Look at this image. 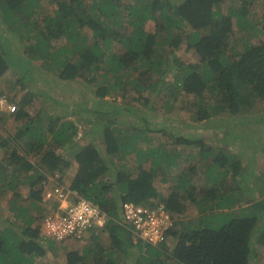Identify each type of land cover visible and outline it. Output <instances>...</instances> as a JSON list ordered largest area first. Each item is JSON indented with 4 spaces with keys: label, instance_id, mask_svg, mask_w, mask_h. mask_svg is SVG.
Returning a JSON list of instances; mask_svg holds the SVG:
<instances>
[{
    "label": "trees",
    "instance_id": "1",
    "mask_svg": "<svg viewBox=\"0 0 264 264\" xmlns=\"http://www.w3.org/2000/svg\"><path fill=\"white\" fill-rule=\"evenodd\" d=\"M221 3L0 0V79L9 69L17 78L15 92L8 96L16 111L8 114V128L1 129L5 135L0 133V197L8 196L6 206H0V264H53L59 255L65 264H129L137 243L121 204L158 202L174 219L186 212L182 200L198 203L199 220L177 233L175 224L170 226V235L177 237L172 264H251L255 244L264 246V186L252 189L240 174L247 181L254 174L244 155L257 149L253 127L261 122L258 106L264 103V0L260 18L251 19L254 23L247 17L251 0H233L226 14ZM52 5L56 7L50 13ZM234 25L252 32L241 48L230 46ZM189 49L198 62L179 57ZM49 72L67 84L89 86L92 98L70 109L89 124V140L80 141L77 126L65 113L47 112L43 104L33 112L27 108L43 94L37 76ZM118 95L119 102L107 99ZM50 97L54 107L65 103L58 95ZM156 100L165 106L160 115L150 113ZM141 105L146 109L141 111ZM171 108L176 111L169 122L165 111ZM182 110L191 123L213 128L212 138L182 133L183 126L191 127L178 117ZM6 117L0 113V126ZM226 128L237 129L244 140L238 143L240 155L214 153L208 145L214 139L224 141ZM147 131L163 133L187 150L197 148L200 163L191 168L205 174L204 195L195 196L184 170L174 173L177 162L166 148L168 141L147 146ZM144 161L173 181L169 195L160 196L155 168L144 167ZM68 169L70 189L105 213L101 225L90 224L81 239L70 241L45 235L41 223L48 211L44 205L49 206L44 200L47 174L58 172L64 178ZM180 189L192 194L185 197L178 194ZM4 210L11 214L3 218ZM85 240L92 245L80 251ZM49 252L52 261L43 259ZM135 264H142L140 257Z\"/></svg>",
    "mask_w": 264,
    "mask_h": 264
},
{
    "label": "rangeland",
    "instance_id": "2",
    "mask_svg": "<svg viewBox=\"0 0 264 264\" xmlns=\"http://www.w3.org/2000/svg\"><path fill=\"white\" fill-rule=\"evenodd\" d=\"M262 1L263 0H251L250 13L247 16L250 19V21L252 18H256L257 20L260 18V13L262 10ZM232 2H233V0H222V3L220 5V10L224 14L231 11V9H233V7L231 5ZM43 4H44V10L47 9V3H43ZM55 7H56V5H52L49 9V12L51 13L52 11H54ZM251 22H253V21H251ZM146 28L149 30H152L153 25L148 24L146 26ZM187 31L188 30L186 29V31H184V32H187ZM250 33H252L250 29L247 30L246 28H243V29L239 30L234 25L233 33H232V37H231V41H230V46L241 48L243 43L245 42V39L247 37H250L249 36ZM251 40H252V42H255L256 38L253 37V38H251ZM179 57L182 58L186 63L198 62V56L192 49H189L188 52L182 51L181 54H179ZM34 64L36 67L39 64V61H35ZM37 77H38L37 87L43 92V94L38 95L37 100H36V105L27 106V108L30 109L29 111L33 112L34 109H36L40 104H43V106L46 108L47 112L49 110L53 109V110H51L53 113H55V112L59 113V114L65 113L67 115V119L71 120L73 122V124L77 126V128H76V131L78 132L77 134L81 135V137H82L80 141L87 140V139L89 140V137H90V135L88 133V130L90 129L89 124L84 123L83 118H82V121H79L80 116L77 112L74 114L70 113V109L74 105L80 106L81 102L83 103V98H85V97L92 98L90 95L91 90H90L89 86L87 84L81 85V84H78L77 82H72L70 84H67L64 81L59 80V78L57 79L56 77H54V75L51 74L50 72H49V74L46 75V77H43V78L40 76H37ZM16 81H17L16 75H15V73L12 72L11 69H9L0 79V96L5 97L11 105H13V104L16 105L15 102H12L11 99L9 101V99H8V96H12V94L15 92L14 88H16ZM27 93H30V92H27ZM21 95L18 94V96H21ZM51 95H55V96L58 95L59 99L62 102L65 101V103L61 106L54 107L52 105V100L50 97ZM71 96H73V97H71ZM27 97H29V96H27ZM70 99H72L71 104H70ZM107 99L109 101L114 100L115 102L120 101L119 95L118 96H107ZM186 99H188V98H186ZM66 102H69V104H66ZM139 107L141 108V111L146 109L145 106L143 107L142 105ZM164 109H165V106L160 105V100H156L153 103V109H152V111L150 110V113L158 112V114L160 115V113L164 112ZM258 110H259V114L262 116V117H260L261 122H259L258 124H256L253 127V130H254L253 133H254V139H255L254 142L256 143L257 149H254V148L250 149L247 152H245V155H244L246 160H248L250 162L251 167L254 170V174L252 176L248 177V181H247V176H245L243 174V171L240 174L243 183H245V182H247V184L250 183V185H251L250 188H252V189H256V187H260L261 185L264 186V151H261L262 150L261 147L264 146V122H263V120H264V103L258 106ZM175 111L176 110H174V108H171L170 111H165V113L168 115L169 122L173 121V119L175 118L173 116ZM0 113L5 114L7 116L5 121L2 122L3 124L0 126V133L5 135L4 130H1V129H4L3 128L4 126L8 128L11 121L8 119L9 113L4 108H2V110H0ZM223 115L225 116L228 114L226 113ZM170 117H174V118H170ZM178 117L181 120L184 119V121L186 120V121H188L189 124H191L190 128H189V125H188V127L183 126L182 130H181L182 133L187 134L189 132H192L193 134H198L199 132H201L202 134H204L205 138L206 137L212 138L213 133H214V129L209 128L207 126L204 128H200L199 121L191 123L192 121L188 119L187 110L180 111V113L178 114ZM135 118L137 119V122L139 124H142L139 117L135 116ZM146 133L148 135V137H147L148 138V140H147V146L148 147L158 146L159 142L161 143L163 141H168V144H166V148L169 149L170 157L177 162V166H176V168H174V173L180 174L181 170H184L186 175H187L186 179H190V185L195 186L194 191L196 192V195L195 194L194 195L197 198L204 195L206 193V191H205L206 185H208V183H205V174L202 172V169H200V168H191V165L200 163V158L197 154V152H198L197 148L192 149V150H187L185 147H183L181 145H175L173 142H170V140H168L166 138L167 136L163 133H158V132H154V131H147ZM221 136L224 137V141L223 140L220 141L218 139H214L212 142L207 141V143H209L208 145L215 149L214 153L222 151L231 157H233L235 155H240L242 153V151L239 149L238 143H242V141H244V140L238 134L237 129L232 130L231 128H226L225 133L221 134ZM142 145H145V144H142ZM209 159H211V158H209ZM127 160H128L130 165L133 164L134 154L129 155V158ZM144 167L155 168L154 186L159 191L160 196L165 197V196L169 195L171 193V191L173 190L174 184H173V181L164 179V177H165L164 172L165 171L159 170L158 167L151 166V163L149 161H144ZM71 172H72V169H68L64 178L60 177V174L58 172L53 174V176L47 174L48 182L45 184V188L53 187L56 184H58L59 182L61 184H64V185H68L69 181L71 179V176H72ZM166 178H171V175L168 174L166 176ZM242 185H244V184H242ZM185 191L180 189L178 191V194H184L185 197H186V194L187 195L192 194L191 191H190L191 194H189V192H186V194H185ZM262 198H264V196ZM0 199H1L0 206L2 208H4L6 206L5 202H7L8 196L5 195L3 197H0ZM182 204H185L186 212L182 213V214H178L177 217L174 216L175 218L173 219L174 224H175L176 233H177V229H180V231H181L184 228H190V226H196V223L199 220L198 219V215H199L198 212H199L200 208L198 207L199 206L198 203H191L189 200H182ZM44 207H46V209H48V211H50L53 208V206L50 203H49L48 208H47L46 204L44 205ZM10 214L11 213L8 210H4L1 216L3 218H5V216H8ZM42 214H47V213H46V211H44V213H42ZM42 221H41V223H42ZM87 239H89V238H87ZM89 240L88 241L85 240V242L79 248L80 251L85 249L86 245H89V246L92 245L89 242ZM170 241L176 242V236H172V238H170ZM175 242L162 246L161 252L160 253H154V254H151L149 249L144 250L142 247L137 246L134 249H132L130 252L129 264H135V261H137L139 259V257L141 258L142 264H160L163 261H165V262L167 261V262H169V264H172L170 256H171L172 248H173ZM74 245H75V243H71L70 249L74 248ZM254 252L255 253L252 256L253 258L251 259V264H264V246L260 245L259 243L255 244ZM58 253L61 254L62 252H57V254ZM51 256H52V254H51V252H49L45 256H43V259L47 260V261L48 260L52 261ZM41 259H42V257H41ZM88 261L91 262L92 259L89 258ZM65 262L66 261H65L64 255H59V257H57V259L54 261L53 264H65Z\"/></svg>",
    "mask_w": 264,
    "mask_h": 264
},
{
    "label": "built area",
    "instance_id": "3",
    "mask_svg": "<svg viewBox=\"0 0 264 264\" xmlns=\"http://www.w3.org/2000/svg\"><path fill=\"white\" fill-rule=\"evenodd\" d=\"M0 106L7 111H15L16 106L0 97ZM44 200L57 207L47 212L42 221V232L47 236L61 239H81L83 233L92 223L101 225L104 212L91 201L81 198L69 185L60 182L45 188ZM122 211L127 220L128 230L133 236L151 244L165 238V230L170 224V217L163 205L135 206L123 203Z\"/></svg>",
    "mask_w": 264,
    "mask_h": 264
},
{
    "label": "clouds",
    "instance_id": "4",
    "mask_svg": "<svg viewBox=\"0 0 264 264\" xmlns=\"http://www.w3.org/2000/svg\"><path fill=\"white\" fill-rule=\"evenodd\" d=\"M0 97H3V96H0ZM5 98V97H4ZM6 99V98H5ZM7 100V99H6ZM8 102V101H7ZM9 103V102H8ZM15 105V104H14ZM16 106V105H15ZM2 108H4V107H1L0 106V110H2ZM5 109V108H4ZM6 110V109H5ZM7 111V110H6ZM15 111H16V109H15ZM15 111H12V112H15ZM8 113H11V112H9V111H7ZM69 185V184H68ZM70 186V185H69ZM126 202H128V203H132L133 204V202H131V201H124L123 203H126ZM123 203L121 204V211H122V206H123ZM134 205V204H133ZM156 205H160V203H158V202H156V203H154L153 204V206H150V207H154V206H156ZM135 206H143V207H146L147 205H135ZM169 217H170V215H169ZM172 224H174V220L173 219H171L170 218V224H169V226H168V228L165 230V238L162 240V241H160V242H158V243H156V244H151V243H149V242H146V241H143V240H141V239H139V238H136L135 236H133L132 235V233H131V236H132V238H133V241L135 242V243H137V246H140V247H142L144 250H146V249H149V251H150V253L151 254H153V253H160L161 252V247L162 246H164V245H167V244H170V243H174V242H171L170 241V238H172V236L170 235V232L168 231L169 230V228H170V226L172 225ZM172 230V229H171ZM170 230V231H171ZM169 232V233H168ZM168 233V234H167ZM172 234V233H171ZM173 235V234H172ZM176 239H177V237H176ZM70 240H72V239H69L68 241H70ZM176 243V242H175ZM144 245H146V246H148V247H151V248H155V249H157V251L156 252H154L153 251V249H150V248H148V247H145ZM175 245V244H174ZM136 246V247H137ZM174 247V246H173ZM173 249V248H172ZM135 263H136V261H135Z\"/></svg>",
    "mask_w": 264,
    "mask_h": 264
}]
</instances>
